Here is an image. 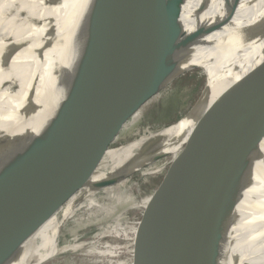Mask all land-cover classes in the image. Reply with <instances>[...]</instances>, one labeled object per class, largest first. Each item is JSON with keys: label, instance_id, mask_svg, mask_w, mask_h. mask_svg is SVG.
I'll return each mask as SVG.
<instances>
[{"label": "water", "instance_id": "1", "mask_svg": "<svg viewBox=\"0 0 264 264\" xmlns=\"http://www.w3.org/2000/svg\"><path fill=\"white\" fill-rule=\"evenodd\" d=\"M113 1L88 3L87 21L98 12L103 11L102 15L90 25L84 42L66 52L55 70L49 72L46 93L55 95L54 109L37 123L36 129L19 133L0 146V240L12 233L43 190L68 168L89 175L95 166L85 163L94 165L95 160H90L85 149L106 138L109 147L119 124L184 73L179 65L189 50L220 22L200 25L186 34L180 22L185 0ZM237 2L232 0L227 6L230 11ZM207 3L200 2L198 13ZM261 22L264 24V16ZM262 79L254 103L255 93L249 89L257 90ZM250 81L244 87L247 94L218 121L212 123L209 119L196 125L192 135L197 136L186 144L187 149L210 146V138L252 98L247 115L215 153L203 156L207 165L183 198L173 204H149L142 222H150L161 207L178 208L164 232L161 253L155 252L160 246L159 229L146 236L150 237L146 241L150 246L147 257L140 262L141 253L137 250L134 254L137 264H221V252L231 248L237 206L242 190L251 184L264 140V73ZM126 177L128 174L101 185L109 186ZM70 189L72 183L65 181L58 194L59 203L67 199ZM48 215L37 216L43 220Z\"/></svg>", "mask_w": 264, "mask_h": 264}, {"label": "bare ground", "instance_id": "2", "mask_svg": "<svg viewBox=\"0 0 264 264\" xmlns=\"http://www.w3.org/2000/svg\"><path fill=\"white\" fill-rule=\"evenodd\" d=\"M90 1L0 0V146L19 133L36 129L37 123L54 109L55 95L46 93L48 75L66 52L84 42L90 25L103 12L87 21L86 6ZM201 1L185 0L182 5L183 32L187 34L200 25L220 22L189 50L188 57L179 65L184 73L200 69L205 78L194 106L178 122L154 131L143 130L141 136L129 144L114 149L87 147L84 152L95 164L88 161L85 164L95 166L94 170L88 175L70 167L53 180L12 233L0 240V264H41L60 255L64 249L76 251L82 246L99 253L110 252L115 257L127 253L128 264H137L133 254L138 250L142 262L150 251L147 234L159 229L162 231L158 236L160 246L155 252L161 253L164 232L177 205L161 207L155 219L136 229H126L122 224L121 220H127L125 214L116 215V220L107 224L104 223V219H109L106 217L103 223L93 225L96 230L89 240L78 244L76 241L81 235L75 234L68 244H62L60 230L83 198L97 192L117 197L121 189L129 190L132 176L118 184L101 185L103 181L119 177L115 174L138 171L140 176H154L162 172L183 151L182 145L193 136L196 125L204 120H208L207 123L218 121L221 114L247 94L244 87L250 84V79L264 73V24L261 22L264 0H238L234 11L227 7L232 0L227 3L226 0H208L200 14ZM170 142H176L175 149L171 155L162 157L163 163H159L161 158L144 161L151 149L173 146L164 144ZM260 149L261 158L255 162L251 184L242 190L237 206V219L231 230L232 246L221 252V264H232V261L233 264H264V140ZM154 156H157L156 151L149 158ZM109 168H113V175L106 178ZM65 181L72 183V189L67 192V199L59 203L58 194ZM77 182H81L79 186ZM42 213L49 215L42 220L37 216ZM105 238L113 242L105 244Z\"/></svg>", "mask_w": 264, "mask_h": 264}, {"label": "rangeland", "instance_id": "3", "mask_svg": "<svg viewBox=\"0 0 264 264\" xmlns=\"http://www.w3.org/2000/svg\"><path fill=\"white\" fill-rule=\"evenodd\" d=\"M204 83L205 78L201 74L200 69H192L181 74L171 83L163 87L157 94L141 104L119 124L114 131L115 135L109 147L106 146L109 142L108 138L97 142L96 146L89 145L88 147L114 149L135 141L141 136L143 130L154 131L178 122L196 103L204 87ZM259 84L257 90L252 91L255 93L254 103L261 92V81ZM251 106L252 98L249 97L242 105L239 113L231 118L216 136L210 138V146L203 148L192 146L187 149L186 144L197 136L194 135L185 140V144L182 145L183 151L159 174L154 176H140L138 171L134 174L129 173L128 177L121 181L127 180L132 176V185L127 191L124 188L121 189L119 191V197H112V194L108 192H97L94 193L95 195L93 194L92 196L89 195L83 198L74 212L65 219L61 226V243L68 244L73 237H71L72 234L81 235L78 239L79 241H76V244L84 242V240L87 241L96 230L93 225H96L98 222L103 223L102 220L106 217L109 219H104V223L114 220L116 215L121 217V214H125L127 217L125 222L121 220L126 229L139 228L148 223L147 220L142 222L143 213L152 201L165 204L179 202L206 167L207 162L203 156L215 153L228 133L247 115ZM164 144L173 146L154 147L147 153L146 157L148 158L144 161L152 159L151 162H153L161 158L159 163H163L164 158L162 159V157L172 154L176 142ZM154 151L157 152V156L149 158ZM112 170L113 168L107 170L108 172L105 174L106 178L113 175ZM122 174L126 175L123 171L114 176L120 177L123 176ZM119 182L116 183L118 184ZM157 214L156 212L154 215L156 216ZM152 218L154 219V217ZM152 218L151 220H153ZM82 229L83 232H81ZM112 242L113 240L111 239H103V243L105 244ZM62 253L41 264H128L127 259H129L127 253H122L118 257H115L110 252L99 253L94 249L83 246L76 251H72L69 248L64 249Z\"/></svg>", "mask_w": 264, "mask_h": 264}]
</instances>
